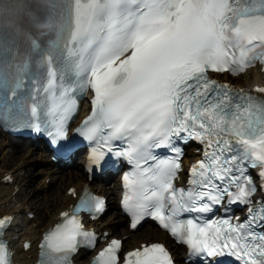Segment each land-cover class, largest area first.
<instances>
[{"label": "snow or ice", "instance_id": "1", "mask_svg": "<svg viewBox=\"0 0 264 264\" xmlns=\"http://www.w3.org/2000/svg\"><path fill=\"white\" fill-rule=\"evenodd\" d=\"M59 7V25L34 17L25 34L31 48L40 49L44 33L39 30L58 27L64 51L75 57V80L65 81L64 67L50 53L42 61V79L31 90L30 106L19 99L9 104L5 93L0 119H9L15 110L28 118L34 132L46 133L50 143L71 153L76 146L61 141L77 109L73 94L91 91V114L79 133L109 151L115 141L127 145L118 155L128 158L140 179L126 175V187L135 184L142 190L136 202L124 198L131 227L148 216L197 258L226 249L236 264H264V96L233 90L210 77L264 65V0H63ZM16 9L0 0L5 26ZM27 68L24 56L14 65L0 62V88L16 96ZM255 91L264 93V88ZM189 139L204 146V159L190 169L189 187L178 188L174 180L182 149L176 142ZM159 148H167L173 158L158 160L153 150ZM100 156L95 153L93 163ZM225 200L245 207V219H208L206 214ZM103 210V200L85 195L71 214L62 213L64 222L43 236L40 264H72L81 246L93 247L95 234L82 230L76 214ZM184 213H195L196 219L178 220ZM10 226L0 217V264H12L2 235ZM121 245L112 239L95 264H118ZM123 264L174 261L165 246L153 243L127 253Z\"/></svg>", "mask_w": 264, "mask_h": 264}, {"label": "bare ground", "instance_id": "2", "mask_svg": "<svg viewBox=\"0 0 264 264\" xmlns=\"http://www.w3.org/2000/svg\"><path fill=\"white\" fill-rule=\"evenodd\" d=\"M222 79L223 81L235 83L238 86L250 87L252 84L259 82L260 75L256 70L252 69L248 70L240 77L231 79L224 77ZM1 136H3V134L0 133V137ZM38 148L39 149L29 145L27 146L26 140L9 141L5 138L0 139V178L6 173H10V176L13 178V184L24 187L23 191L21 190L15 195V201L14 196L11 195L13 189L12 185L4 184L0 181V213L8 212L15 215L17 224L13 227V235L22 239L27 238L36 240L39 232L54 220L56 213L64 209L67 204L72 201L69 196L65 194V190L60 191L61 188L70 185L79 187L85 181V176L81 172V167L79 165L74 164L73 169L64 173L54 170L43 148ZM15 159H18V161L11 167H8ZM34 168L36 169L34 171L36 175L33 177L39 176L40 174H44V176L38 187L30 188L26 196L21 198L19 195L27 191L30 181L29 172ZM46 176L50 177L52 181H50L49 185L52 183L54 185L51 191L44 194L45 190L42 188V180ZM100 190L107 195V206L110 212L105 217L100 218L95 223L96 226L106 227L107 230L112 232L111 236H121L127 233L125 219L118 215L117 204H114L112 201L114 189L108 190L101 187ZM35 200H37V202H35ZM32 201L33 203H31ZM25 208H30L35 214L34 218L30 221L25 220L23 213ZM32 223H36V225L33 227ZM118 224L119 226H116ZM154 237H157L159 241H167L164 233L148 225L144 229L141 228L138 231L135 230L131 232L123 241V245L127 248H131L139 242H146L152 240ZM17 241L18 239L12 241L15 249V258L23 262H31L35 257L34 251L30 249L26 253L20 252ZM172 249L177 256L179 254L178 247H173ZM27 254H31L32 258L27 259ZM85 261H87V258ZM78 262H81V260Z\"/></svg>", "mask_w": 264, "mask_h": 264}, {"label": "rangeland", "instance_id": "3", "mask_svg": "<svg viewBox=\"0 0 264 264\" xmlns=\"http://www.w3.org/2000/svg\"><path fill=\"white\" fill-rule=\"evenodd\" d=\"M2 138H4L3 136H2ZM0 154H1V151H0ZM18 161V159H15V160H13L10 164H9V166L8 167H11L14 163H16ZM34 170L35 169H31L30 170V172H29V176H31V181L29 182V185H28V189H27V192H29L30 191V188H34V187H38L39 185H40V180L42 179V176H36L35 178H33V173H34ZM33 172V173H32ZM53 183L49 186V189H47V190H45V192H44V194L45 193H47V192H49V191H51V189L53 188ZM67 186H64L63 188H61L60 189V191H62V190H64L65 188H66ZM35 189H37V188H35ZM26 192V193H27ZM26 193L23 195H21L20 197L21 198H23L24 196H26ZM39 194H42V193H39ZM28 195H30V194H28ZM28 197V196H27ZM35 202H37V200H35ZM31 203H33V201L31 202ZM110 211H107V213H106V215H108V213H109ZM105 215V216H106ZM104 216V217H105ZM142 228L144 229V228H146L145 226L143 227L142 226Z\"/></svg>", "mask_w": 264, "mask_h": 264}]
</instances>
